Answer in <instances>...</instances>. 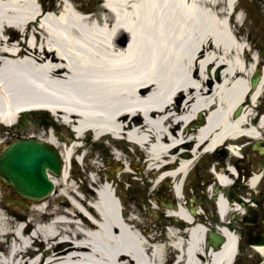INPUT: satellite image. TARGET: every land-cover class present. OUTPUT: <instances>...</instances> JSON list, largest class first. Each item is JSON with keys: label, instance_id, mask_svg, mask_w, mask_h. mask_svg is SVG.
Returning a JSON list of instances; mask_svg holds the SVG:
<instances>
[{"label": "bare ground", "instance_id": "obj_1", "mask_svg": "<svg viewBox=\"0 0 264 264\" xmlns=\"http://www.w3.org/2000/svg\"><path fill=\"white\" fill-rule=\"evenodd\" d=\"M39 1L0 0V128L43 110L90 142L34 136L59 151L62 168L48 173L53 191L26 208L10 203L0 182V264H228L233 234L223 231L226 242L213 249L198 217L186 225L182 208L153 203L167 178L182 200L179 177L193 161L172 153L180 122L203 112L196 139L211 138L207 153L240 134L256 137L245 124L258 98L247 84L255 57L237 32L234 0H102L96 18L69 0L44 13ZM217 206L223 215L221 198Z\"/></svg>", "mask_w": 264, "mask_h": 264}, {"label": "flooded vegetation", "instance_id": "obj_2", "mask_svg": "<svg viewBox=\"0 0 264 264\" xmlns=\"http://www.w3.org/2000/svg\"><path fill=\"white\" fill-rule=\"evenodd\" d=\"M251 52L255 64L247 76L250 94L255 91L252 86L255 75L260 85L253 116H248L245 124L256 137L240 134L235 140L223 141L213 146L209 153L204 152L211 138L200 142L196 139V131L206 120L205 116L197 113L187 122L177 125L180 140L172 150V153L178 152L183 158L193 161L184 176L179 177L182 184H187V196L183 197L181 204L189 211L193 207L204 223L235 236L236 250L229 264H264V125L259 124L264 111V82L261 80L264 55L261 49L252 48L248 57H251ZM206 84L211 87L209 82ZM247 106L244 100L241 110ZM232 115L233 120L239 118L234 116V112ZM219 175L225 176L226 183L218 181ZM219 198L226 204L223 215L216 208ZM171 202L175 203L174 200Z\"/></svg>", "mask_w": 264, "mask_h": 264}, {"label": "rangeland", "instance_id": "obj_3", "mask_svg": "<svg viewBox=\"0 0 264 264\" xmlns=\"http://www.w3.org/2000/svg\"><path fill=\"white\" fill-rule=\"evenodd\" d=\"M41 2L46 6L43 8L52 9L54 12H58L64 4L61 0H41ZM69 2L78 8H82L85 14H89L94 18L99 15L102 9V0H69ZM237 2L243 19L237 26V32L241 33V37L247 43V48L251 47L252 43L255 42L258 47L264 49V0H237ZM258 39L260 40L258 41ZM18 121L15 127L6 130L7 132L3 136L5 139H0L4 141V145L20 137L37 136L40 132L49 131L51 125L53 126V130L59 134H62V131H64L54 117L43 111L21 115ZM101 147L100 145L99 148L101 149ZM103 152L105 153V151ZM127 153L132 154L129 151ZM133 159L136 160L137 157L133 155ZM5 193L8 195L12 194L9 187L5 188ZM132 194L140 200L141 189L133 190ZM8 198L17 199L18 197L12 194ZM153 204L160 208L158 204ZM142 211L146 212V208L143 207ZM152 218L153 222L157 221V217L154 214Z\"/></svg>", "mask_w": 264, "mask_h": 264}, {"label": "water", "instance_id": "obj_4", "mask_svg": "<svg viewBox=\"0 0 264 264\" xmlns=\"http://www.w3.org/2000/svg\"><path fill=\"white\" fill-rule=\"evenodd\" d=\"M60 159L48 145L33 140H20L0 153V181L26 199H41L53 186L46 170L60 172Z\"/></svg>", "mask_w": 264, "mask_h": 264}]
</instances>
